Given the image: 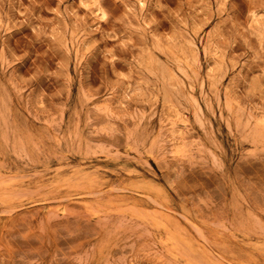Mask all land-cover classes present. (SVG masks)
<instances>
[{
    "label": "rangeland",
    "instance_id": "obj_1",
    "mask_svg": "<svg viewBox=\"0 0 264 264\" xmlns=\"http://www.w3.org/2000/svg\"><path fill=\"white\" fill-rule=\"evenodd\" d=\"M0 264H264V0H0Z\"/></svg>",
    "mask_w": 264,
    "mask_h": 264
},
{
    "label": "bare ground",
    "instance_id": "obj_2",
    "mask_svg": "<svg viewBox=\"0 0 264 264\" xmlns=\"http://www.w3.org/2000/svg\"><path fill=\"white\" fill-rule=\"evenodd\" d=\"M175 244V243H174Z\"/></svg>",
    "mask_w": 264,
    "mask_h": 264
}]
</instances>
